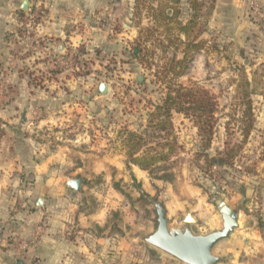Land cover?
Segmentation results:
<instances>
[{
	"label": "rangeland",
	"instance_id": "obj_1",
	"mask_svg": "<svg viewBox=\"0 0 264 264\" xmlns=\"http://www.w3.org/2000/svg\"><path fill=\"white\" fill-rule=\"evenodd\" d=\"M23 1L0 0V236L41 199L60 203L52 219L102 221L88 229L110 246L124 242L127 255H166L145 242L156 202L169 228L207 235L222 229L223 201L239 211V227L213 253L221 264H264V58L230 16L214 21L217 0L60 2V38L41 33L54 2L26 0L22 11ZM177 88L216 104L209 145L197 116L173 113L175 147L158 150L165 166L128 168L123 130H143L148 102ZM162 167L173 169V184L154 179ZM75 179L79 192L67 186ZM237 235L245 240L236 245ZM248 244L255 249L245 256Z\"/></svg>",
	"mask_w": 264,
	"mask_h": 264
},
{
	"label": "crops",
	"instance_id": "obj_2",
	"mask_svg": "<svg viewBox=\"0 0 264 264\" xmlns=\"http://www.w3.org/2000/svg\"><path fill=\"white\" fill-rule=\"evenodd\" d=\"M52 1L54 2L53 9L46 17L48 20L43 19L44 25L41 28V33L43 36L60 38L63 32L59 28L60 21L57 17L60 15L63 5L58 8V3L68 1L71 3L74 0ZM255 1L260 6L262 13L260 17L254 13L253 17L247 12L246 2L243 0H217L214 21L230 16V26L235 28L237 33L245 35L246 47H256L264 58V0ZM249 34H254L257 38L250 40L249 36L251 35ZM248 42L251 45H248ZM250 48L248 50H251ZM262 115H264V111ZM36 205L30 209L27 208L23 216H19L17 220L15 217H11L12 228H8V225H1L3 230L2 236H0V264H33L34 262L41 264H180L152 249H148L147 254L144 252L139 254L140 257L127 255L124 242H117L116 246H110L111 239L109 237L95 236L91 232L93 229H88V227L93 228L94 224L97 228L102 229V221L93 223V219L79 214L77 223L72 224L62 218H50L49 211L60 206V203H44L39 208ZM70 206L72 207V205ZM72 210L76 213L77 209L75 207ZM72 228L75 231L69 237L71 233L66 234L65 231L72 230ZM243 238L245 240V237L237 235L231 242L237 245ZM252 249L255 248L248 244L244 249L245 256L252 255L254 252ZM261 254L264 256V252L261 251Z\"/></svg>",
	"mask_w": 264,
	"mask_h": 264
},
{
	"label": "trees",
	"instance_id": "obj_3",
	"mask_svg": "<svg viewBox=\"0 0 264 264\" xmlns=\"http://www.w3.org/2000/svg\"><path fill=\"white\" fill-rule=\"evenodd\" d=\"M137 83L143 84L142 82ZM148 105L150 107L144 114L146 127L141 131H129L125 128L122 133L124 136L121 144L125 149L128 168L135 166L150 174L153 169H159L161 164H166V158L160 157L158 150L162 152L165 150L173 151L175 147L174 143L169 140L173 113L197 116V129L199 133L207 136V145H209L216 104L212 102L207 92L201 91L200 99H195L191 90L172 89L165 94L158 104L148 102ZM144 149L145 151H143ZM206 158L209 163L215 166L226 164L223 159ZM162 171H164L163 174L154 179L173 184L175 181L173 169L162 167Z\"/></svg>",
	"mask_w": 264,
	"mask_h": 264
},
{
	"label": "water",
	"instance_id": "obj_4",
	"mask_svg": "<svg viewBox=\"0 0 264 264\" xmlns=\"http://www.w3.org/2000/svg\"><path fill=\"white\" fill-rule=\"evenodd\" d=\"M28 1H23L21 10H27ZM141 80L140 78H138ZM138 80V81H139ZM102 95L107 93V85L102 83L98 87ZM67 186L79 192L82 182L78 179L70 180ZM37 206L42 207L43 201L37 200ZM155 212L157 216V228L145 242L151 247L161 251L182 264H221L222 258L213 253V249L220 242L227 240L239 227V211L230 208L225 202L217 203V210L222 219V229L213 231L207 235H195L189 228L183 230L169 228L166 212L161 203L156 202ZM185 218L186 224L193 223Z\"/></svg>",
	"mask_w": 264,
	"mask_h": 264
},
{
	"label": "built area",
	"instance_id": "obj_5",
	"mask_svg": "<svg viewBox=\"0 0 264 264\" xmlns=\"http://www.w3.org/2000/svg\"><path fill=\"white\" fill-rule=\"evenodd\" d=\"M246 2V5L256 14L258 17L262 15L260 11V6L255 0H243ZM33 264H41L39 262H34Z\"/></svg>",
	"mask_w": 264,
	"mask_h": 264
}]
</instances>
